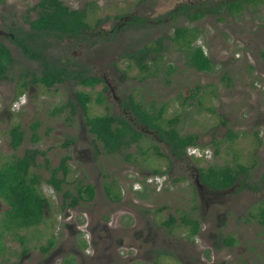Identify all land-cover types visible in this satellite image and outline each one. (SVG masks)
<instances>
[{
    "label": "rangeland",
    "instance_id": "obj_1",
    "mask_svg": "<svg viewBox=\"0 0 264 264\" xmlns=\"http://www.w3.org/2000/svg\"><path fill=\"white\" fill-rule=\"evenodd\" d=\"M36 1L0 0V41L14 59L8 77L0 81V165L25 149L44 151L47 166L43 154H36L28 177L36 175V189L48 204L38 223L16 227L13 222L22 217L0 200L1 210L8 206L0 210V264H43L46 259V264H198L197 258L203 264H264V225L255 219L264 209V2L241 3L235 10L226 4L236 0H62L71 8L85 7L90 26L95 19L100 23L80 41L45 36L47 58L66 65L70 77L48 88L29 85L18 93L19 75L37 73L38 64L23 57L9 38L26 28L25 20L35 15L28 9ZM183 3L203 16L189 21L165 14ZM132 16L141 21L126 24ZM177 26L193 30L191 44L209 59L208 70L186 65L182 47L171 39ZM157 37L162 38L159 56L139 71L126 53ZM74 74L102 82L82 86ZM77 91L89 93L87 115H122L141 132L138 142L117 153L103 152L75 103ZM23 93L24 103L10 110ZM128 95L149 112L160 110L163 128L175 118L177 132L194 134V145L209 149L210 156L174 158L153 130L120 107ZM66 102L73 103L72 113L70 107L53 112ZM33 121L38 126L32 131ZM15 124L23 138L13 150L7 130ZM62 156L68 171L61 191L74 194L79 184L94 189L92 200L80 202L72 213L60 205L61 191L47 182ZM224 165H243L246 173L224 190L199 183V167ZM56 175L61 177V171ZM150 176L157 177L153 186L135 190L133 183ZM111 182L118 201L105 194L104 186ZM68 213L71 218L66 219ZM184 217L197 221V234L188 236L190 224L182 222ZM95 221L108 231L110 227L111 236L104 239ZM77 224L81 230L76 234ZM146 224L156 235L150 252L145 251L150 241L135 233ZM79 238L85 243L82 252L76 250ZM48 239L52 246L41 251ZM105 247L109 255L97 256Z\"/></svg>",
    "mask_w": 264,
    "mask_h": 264
},
{
    "label": "trees",
    "instance_id": "obj_2",
    "mask_svg": "<svg viewBox=\"0 0 264 264\" xmlns=\"http://www.w3.org/2000/svg\"><path fill=\"white\" fill-rule=\"evenodd\" d=\"M244 1L250 3L254 0ZM37 5L41 8L37 12V16L31 20L26 19L29 29L23 30L22 36L14 32L13 39H11L19 46L20 52L26 58L37 61L39 64L37 73L33 72L29 77L19 75L18 79L20 81L17 83L18 93L22 92L27 84L41 85L48 88L62 83L70 77V70L66 65L48 59L43 53L48 48V43L44 41V36L52 35L57 38L68 37L80 41L85 38L86 30L93 26L96 27L100 23V19H95L94 25L90 26L88 22L89 13L85 7L79 9L71 8L61 0H39ZM227 7L238 10L240 5L237 2H230L227 4ZM168 13L173 14L172 11ZM200 16L202 14H187L189 20H194ZM41 34H43V43H40L38 38L41 37ZM171 39L182 47L186 65L197 71H206L210 68V61L204 55L200 46L191 44L194 40L192 29L177 26L173 30ZM161 49L162 38L158 37L149 44H145L132 52L126 53L125 56L129 60H132L139 71H145L148 68L147 61H153L156 56H159ZM13 61L14 59L10 50L0 41V81L8 77V71ZM72 78L76 80L77 84L82 86L93 87L102 82L100 78L86 74H74ZM89 100L90 96L88 92H75V103L81 108L87 131L93 135V139L98 142L103 152L107 154L117 153L131 144L138 142L141 137V132L135 129L122 115H110L106 112L100 115H87L86 105ZM121 105L134 115L136 122L142 123L148 129L153 130L157 138L167 145L173 157L181 158L184 154L185 147L196 143V136L194 134L180 135L177 132L172 125L176 120L175 118L167 121L168 126L166 128L161 127L159 125L161 118L160 110L156 113L149 112L140 103L135 102L129 95L122 101ZM65 107H70V112H73V103L70 102L58 105L53 109V112H60ZM29 126L33 131L38 126V121H33ZM7 135V143L14 150L23 138V131L18 124H15L7 130ZM36 139L37 136L32 132L31 141L34 142ZM36 154H43V160L45 166H47V158L44 156V151L25 149L22 156L5 161L0 168V196L22 217V220L13 222L16 227L38 223L42 215V204H48L47 199L36 190L38 183L36 175L33 174L31 176L30 183L25 182L24 179L27 167L34 165ZM66 159V156L60 158L58 165L51 168L49 178L47 179V182L56 191H61V183L64 181V176L68 171ZM197 170L200 182L216 189L229 187L240 173H246V167L243 165H238L237 169L224 165L207 166L206 168L199 167ZM58 171H61V177H57L56 173ZM153 172L157 173L158 171L154 170ZM112 184L113 182L104 186L105 194L112 201H118L120 195L118 192H111ZM61 193L62 202L64 203L66 198L71 197L67 205H73L79 199L85 201L91 200L94 196V189L90 184H79L76 187L75 195H72L67 190L61 191ZM256 218L260 224L264 225V209L259 210ZM182 222L184 224H190L188 236H192L196 232L198 226L197 221L184 217L182 218ZM170 223L167 225H170ZM226 242L230 243L231 240L226 239ZM52 244L53 240L48 239L47 245L40 247V250L46 251Z\"/></svg>",
    "mask_w": 264,
    "mask_h": 264
},
{
    "label": "flooded vegetation",
    "instance_id": "obj_3",
    "mask_svg": "<svg viewBox=\"0 0 264 264\" xmlns=\"http://www.w3.org/2000/svg\"><path fill=\"white\" fill-rule=\"evenodd\" d=\"M62 1V0H61ZM259 2H260V0H258ZM39 2V0H37L28 10H33V12H34V17H32V18H29V20H31V19H33V18H35L36 16H37V12L41 9L40 8V6H38L37 5V3ZM63 2V1H62ZM234 2H237L239 5L241 4V3H246L247 4V2H245L244 0H236V1H234ZM254 2V1H253ZM263 2H264V0H263ZM64 3V2H63ZM230 3V2H229ZM65 4V3H64ZM228 4V3H227ZM227 4H226V7H227ZM193 8H195L192 4H189V3H183V4H180V5H178V6H176L174 9H170V10H168L165 14H167L168 15V17H174V16H183V17H185L187 20H189L188 19V17H187V14L188 13H199V14H202V16H203V13L202 12H198V11H194L193 10ZM75 9H77V8H75ZM170 11H172L173 12V14H169L168 12H170ZM202 16H200V17H202ZM199 17V18H200ZM197 19V18H196ZM195 20V19H194ZM137 21H141V19H139V18H137V17H135V16H132L131 17V19L130 20H127L125 23L126 24H130V23H132V22H137ZM189 21H193V20H189ZM25 23H26V28L25 29H23V30H26V29H29V27H28V24H27V22H26V20H25ZM116 29H118V27L117 26H115V29L114 30H116ZM23 30H17V32H15L16 34H19V36H22L23 35V33H22V31ZM87 31V30H86ZM89 34V31H87V32H85V37H87V35ZM41 37H38L39 38V41H40V43H43V34H41L40 35ZM45 37V36H44ZM158 38V37H157ZM10 39V41L13 43V46L14 47H16L19 51H20V49H19V46L18 45H16L11 39H13V33L11 34V37L9 38ZM78 41V40H77ZM2 42V41H1ZM3 43V42H2ZM40 45V44H39ZM199 46V45H198ZM201 48V47H200ZM9 49V48H8ZM46 51V50H45ZM45 51H43V53L46 55V53H45ZM203 51V50H202ZM21 53V52H20ZM204 53V52H203ZM22 54V53H21ZM22 56L23 57H25L23 54H22ZM47 57V56H46ZM26 58V57H25ZM28 59V58H27ZM28 60H30V59H28ZM31 61H34V60H31ZM37 62V61H36ZM37 64H38V62H37ZM39 70V64H38V68H37V71ZM31 73H33V72H31ZM31 73H30V75H31ZM70 74V73H69ZM27 77V75H24V77ZM66 80V79H65ZM64 80V81H65ZM63 81V82H64ZM102 81V80H101ZM60 84V83H59ZM29 85H31V84H27L26 85V90H27V88L29 87ZM51 87V86H50ZM46 88V87H45ZM25 97H26V95H25ZM24 103V93L23 94H21V95H19L16 99H14V101H12L11 103H10V105H11V107H10V110H17L19 107L18 106H21L22 104ZM122 104V101L120 102V107L124 110V111H129V110H127V109H124V107L121 105ZM17 105V106H16ZM130 112V111H129ZM135 119V118H134ZM130 123V122H129ZM139 123V122H138ZM131 124V123H130ZM142 124V123H141ZM132 125V124H131ZM189 146V145H188ZM171 155V154H170ZM20 156H22V155H20ZM20 156H14V157H12V158H10V159H13V158H15V157H20ZM183 156H185V157H187V158H191V157H189V156H187L186 155V147H185V149H184V154H183ZM182 156V157H183ZM181 157V158H182ZM175 158V157H174ZM193 158V157H192ZM9 159V160H10ZM180 159V158H179ZM196 159H198V158H196ZM5 161H8V160H5ZM5 161H3L2 163H1V165H0V168L2 167V164L5 162ZM29 167L30 166H28L27 167V170H26V173L24 174V179H25V182H29L30 183V178H31V176L30 177H28V171H29ZM197 177H198V181H199V183L201 184V185H203V186H206V187H208V188H210V189H213V190H224V189H228V188H230L231 186H233L234 185V183L236 182V180L233 182V184H231L229 187H225V188H220V189H216V188H212V187H210V186H208V185H206V184H204V183H201L200 182V180H199V175H198V170H197ZM138 183V182H137ZM38 184V183H37ZM134 184V183H133ZM149 186V185H151V186H153V183H151V184H149V183H147V182H139L138 183V187L137 188H135V190H138V191H141V190H143V188H145L144 186ZM29 186H30V184H29ZM37 190V189H36ZM66 189H63V191H65ZM38 191V190H37ZM39 192V194H41L40 193V191H38ZM76 194V190H75V193L74 194H72V195H75ZM60 195V205H62L63 206V208H68V209H70L68 212H70L71 211V213H72V211H74V207H77L78 206V204L80 203V202H82V201H85V200H82V199H79V200H77V202L76 203H74L73 205H67L69 202H70V198H66L65 200H64V203L62 202V193H60L59 194ZM0 200L1 201H3V202H5V200L4 199H2V197L0 196ZM92 200V199H91ZM91 200H89V201H91ZM89 201H87V202H89ZM6 204H7V202H5ZM9 205V204H8ZM42 206H43V208H42ZM42 206H41V209L43 210L44 209V207H45V205H43L42 204ZM73 209V210H72ZM1 210V209H0ZM6 210H8V206H7V208L6 209H3V210H1L2 212H4V211H6ZM41 210V211H42ZM44 214V213H43ZM69 218H71V215L68 213V215L66 216V219H69ZM256 219V221L258 222V220H257V218H255ZM146 223V222H145ZM259 223V222H258ZM260 224V223H259ZM87 225V224H86ZM95 225L96 226H99L100 228L99 229H102V231H104V235H102V237L105 239L106 237H109V236H111L110 234L112 233L111 232V229H110V227H109V231H108V228H107V225L106 224H103L104 225V228H103V226H102V224H100V223H98L97 221H95ZM105 225H106V227H105ZM262 225V224H261ZM74 227V231H75V233L77 234L78 232H80V230H81V227L77 224V225H74L73 226ZM104 229V230H103ZM107 230V231H106ZM143 230H145V232H143ZM110 232V233H109ZM103 233V232H102ZM136 234H140V235H142V233L144 234L143 236L144 237H146V238H144V240H149L150 241V244H149V247L145 250V251H147V252H150V246H153V245H156V244H154L155 243V241H154V237L156 236V235H154V232H152L151 231V229H150V227L146 224L144 227H140V228H138V229H136V232H135ZM196 233V232H195ZM194 233V234H195ZM193 234V235H194ZM197 234V233H196ZM134 235V234H133ZM192 235V236H193ZM101 238V237H100ZM120 240V239H119ZM91 241V240H90ZM224 242H225V244H231V242L230 243H227L226 242V239H224ZM121 243H122V241H121ZM77 244H78V248L76 249L78 252H82L81 251V249L80 248H82V246H84V241H83V239H77ZM59 250H61V249H59ZM107 249H106V247L105 248H103V251H101L100 252V254L99 255H97V256H99V257H103V256H108L109 255V253L106 251ZM24 252V251H23ZM157 252V251H156ZM26 253H23L22 254V256H24ZM157 255V253H155V256ZM21 261V259L18 261V262H20ZM49 261V259H46V260H43V264H46L47 262ZM196 261H197V263L198 264H203V262L202 261H199V259L197 258L196 259ZM13 264H20V263H13Z\"/></svg>",
    "mask_w": 264,
    "mask_h": 264
},
{
    "label": "built area",
    "instance_id": "obj_4",
    "mask_svg": "<svg viewBox=\"0 0 264 264\" xmlns=\"http://www.w3.org/2000/svg\"><path fill=\"white\" fill-rule=\"evenodd\" d=\"M186 155L193 158L203 159L210 156V151L207 148H201L198 147L197 145H189L186 147ZM156 179H157L156 176L146 177L145 182L152 183V181ZM133 186L137 188L138 183H134Z\"/></svg>",
    "mask_w": 264,
    "mask_h": 264
}]
</instances>
